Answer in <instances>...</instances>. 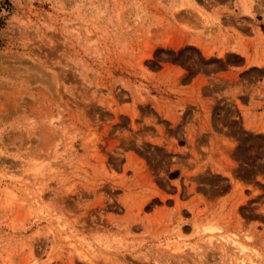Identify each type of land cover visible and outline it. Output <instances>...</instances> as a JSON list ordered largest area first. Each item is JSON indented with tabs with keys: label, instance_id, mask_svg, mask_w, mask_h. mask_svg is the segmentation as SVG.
<instances>
[{
	"label": "rangeland",
	"instance_id": "1",
	"mask_svg": "<svg viewBox=\"0 0 264 264\" xmlns=\"http://www.w3.org/2000/svg\"><path fill=\"white\" fill-rule=\"evenodd\" d=\"M239 259L264 264V0H0V264Z\"/></svg>",
	"mask_w": 264,
	"mask_h": 264
},
{
	"label": "bare ground",
	"instance_id": "2",
	"mask_svg": "<svg viewBox=\"0 0 264 264\" xmlns=\"http://www.w3.org/2000/svg\"><path fill=\"white\" fill-rule=\"evenodd\" d=\"M38 195V194H37ZM36 195V196H37ZM32 197H34V194H33V196ZM34 198H36V197H34ZM33 198V200H34V202H35V200L36 199H34ZM38 198V197H37ZM32 200V199H31ZM70 237V236H69ZM236 242V241H235ZM171 247H172V245H170L169 243L166 245V247L165 248H167V249H171ZM174 249L173 250H175V251H180V249H181V247L178 245H176V247H173ZM235 252L237 251V253L240 255V256H242V255H244V253H242V251H243V245H238V246H236L235 248ZM237 254V255H238ZM234 255V254H233ZM237 260V259H236ZM249 260V259H248ZM238 261V260H237ZM244 261L245 260H241V259H239V263L238 264H244ZM249 264H252V262L251 261H249L248 262Z\"/></svg>",
	"mask_w": 264,
	"mask_h": 264
},
{
	"label": "trees",
	"instance_id": "3",
	"mask_svg": "<svg viewBox=\"0 0 264 264\" xmlns=\"http://www.w3.org/2000/svg\"><path fill=\"white\" fill-rule=\"evenodd\" d=\"M5 1V0H4Z\"/></svg>",
	"mask_w": 264,
	"mask_h": 264
}]
</instances>
